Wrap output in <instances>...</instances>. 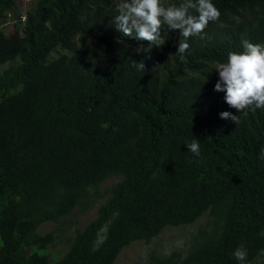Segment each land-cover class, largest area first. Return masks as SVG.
<instances>
[{
  "label": "trees",
  "instance_id": "16d2710c",
  "mask_svg": "<svg viewBox=\"0 0 264 264\" xmlns=\"http://www.w3.org/2000/svg\"><path fill=\"white\" fill-rule=\"evenodd\" d=\"M117 2L33 0L22 13L0 0V65L11 63L0 70V264H50L56 231L39 228L86 211L113 177L55 264H113L131 242L203 214L185 254L152 251L148 264H240L237 248L264 264V109L245 115L214 91L229 52L264 44V0H212L220 17L187 41V63L179 30L137 54L148 42L115 28Z\"/></svg>",
  "mask_w": 264,
  "mask_h": 264
},
{
  "label": "clouds",
  "instance_id": "9594fccd",
  "mask_svg": "<svg viewBox=\"0 0 264 264\" xmlns=\"http://www.w3.org/2000/svg\"><path fill=\"white\" fill-rule=\"evenodd\" d=\"M115 12L113 25L123 36L148 42L147 48L140 44L137 54L151 53L153 47L164 46L165 28L167 33L179 30L182 39H179L175 54L183 63H187L185 53L190 47L187 41L193 36H202L208 24L220 17L212 0H182L179 5L167 6L161 0H118ZM162 30L164 35H161ZM241 44L242 52H229L225 62L217 65L219 79L214 91L224 93V102L246 115L247 110L264 109V44H254L247 39ZM131 62L138 70H145L143 60ZM219 117L239 123V115L228 111L220 112ZM186 146L195 156L200 155V144L196 139ZM261 152L264 155V149ZM232 255L244 264L247 250L237 248Z\"/></svg>",
  "mask_w": 264,
  "mask_h": 264
},
{
  "label": "rangeland",
  "instance_id": "374dc122",
  "mask_svg": "<svg viewBox=\"0 0 264 264\" xmlns=\"http://www.w3.org/2000/svg\"><path fill=\"white\" fill-rule=\"evenodd\" d=\"M163 2L165 1L163 0ZM32 3L33 0H17L19 12L23 13L28 10ZM4 30L7 33H12L14 31L13 15L11 13L7 14ZM91 45L100 49L99 46L93 43ZM125 47L127 48L126 45ZM54 55H56V53ZM10 64V62H7L0 65V70ZM117 180V177H113L104 181L99 186L101 195L93 200L92 205L86 211H81L77 208L64 222H49L43 224L39 228L40 233H44L49 230L56 231V240L54 244L45 250V252L49 254L50 264H55V261L65 252L67 249L68 237L73 235L75 229L82 228L96 215L97 207L104 202L105 198L109 194L107 189ZM208 220L209 216L207 214H203L198 220L189 225L166 226L157 237L153 238L148 243L141 240L133 241L120 251L113 264H148L150 262V252L152 251L159 254H169L173 250H178L182 254H185L192 235L200 227L205 226L208 223Z\"/></svg>",
  "mask_w": 264,
  "mask_h": 264
}]
</instances>
